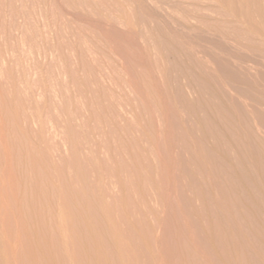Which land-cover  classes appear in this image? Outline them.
Masks as SVG:
<instances>
[{
    "label": "rangeland",
    "instance_id": "374dc122",
    "mask_svg": "<svg viewBox=\"0 0 264 264\" xmlns=\"http://www.w3.org/2000/svg\"><path fill=\"white\" fill-rule=\"evenodd\" d=\"M140 1L0 0V264L211 263L215 244L200 237H220L217 222L174 169L177 145L200 128L179 98L187 81L170 70L172 47L140 27ZM143 1L182 19L171 4ZM199 224L209 229L200 237Z\"/></svg>",
    "mask_w": 264,
    "mask_h": 264
},
{
    "label": "bare ground",
    "instance_id": "6f19581e",
    "mask_svg": "<svg viewBox=\"0 0 264 264\" xmlns=\"http://www.w3.org/2000/svg\"><path fill=\"white\" fill-rule=\"evenodd\" d=\"M158 2L168 4V6L171 4L173 13L178 12L182 15V19H175L171 13L167 15L159 12L162 10L156 9L155 11V8L152 9L153 6L149 7L150 5L143 0L136 2V5L139 3L137 8L141 14L137 19L140 27L143 25L153 29L155 33L150 38L152 41L161 48L166 45L172 47L163 49L167 55H172L177 59H174L176 63L170 66V70L178 73V79L175 78L176 83L180 79L187 81V84L182 86L183 88L180 87L182 82L179 85L176 84L180 87L179 98L184 108L194 114L193 117L195 116L196 124L201 132L198 138L194 135L190 136L189 142L192 144L188 143L189 145L181 138L183 141L180 140L182 142L177 145L180 155L176 150L180 157L179 163L175 162L174 169L180 168L184 177L189 182L192 179L193 186L201 190L204 203L203 214L215 219L216 227L218 225L219 228L216 230H220V237L212 233L211 237L206 239L200 237L202 228L209 230L205 229L206 226L201 228L202 224H199V230H196L198 233L193 232L201 238L200 244L203 248L207 246L206 249H208V243L211 247L215 244L211 252L208 250L209 254L205 249L206 254L212 256V259L209 258L211 260L207 261L211 262L210 264H242L241 252L245 255L246 264H264V0H158ZM185 45H190V47L200 45V49L198 51L185 49ZM208 46L213 48L209 49ZM197 53L203 54L201 57H207L211 66L206 64V60L204 62V58L203 60L199 58ZM172 80L174 81V78ZM187 89H194L199 94L197 100H190L186 97L183 90ZM174 94L177 95V91ZM156 144H159V141ZM160 158L163 159V156L161 155ZM193 167L201 170L204 178L202 175L197 178L195 175L197 171L192 169ZM164 172L167 173L165 170ZM185 185L188 187V184ZM179 194L183 197L182 193ZM170 197L171 195L168 197L169 200ZM187 197H185V203L188 202V205L192 200ZM194 207L191 212H194L196 216L201 215L202 210ZM205 225L211 228L213 226L209 223ZM177 228H179L178 225ZM211 228V231L214 230V227ZM187 236L185 235V238ZM178 239L179 236L177 241ZM180 241L183 243V236H180ZM195 241L193 242L196 243ZM215 246H219L221 249L219 251L223 250V254H220L221 252L217 251ZM97 248L99 250V245ZM206 257L204 260H208Z\"/></svg>",
    "mask_w": 264,
    "mask_h": 264
}]
</instances>
